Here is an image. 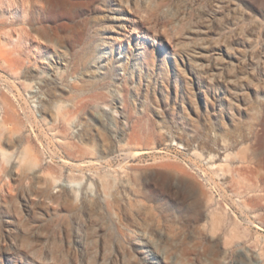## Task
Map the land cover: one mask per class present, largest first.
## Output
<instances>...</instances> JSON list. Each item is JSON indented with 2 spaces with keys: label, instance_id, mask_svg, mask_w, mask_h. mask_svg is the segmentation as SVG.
Instances as JSON below:
<instances>
[{
  "label": "rangeland",
  "instance_id": "1",
  "mask_svg": "<svg viewBox=\"0 0 264 264\" xmlns=\"http://www.w3.org/2000/svg\"><path fill=\"white\" fill-rule=\"evenodd\" d=\"M15 1L0 7V264H264V0Z\"/></svg>",
  "mask_w": 264,
  "mask_h": 264
},
{
  "label": "bare ground",
  "instance_id": "2",
  "mask_svg": "<svg viewBox=\"0 0 264 264\" xmlns=\"http://www.w3.org/2000/svg\"><path fill=\"white\" fill-rule=\"evenodd\" d=\"M48 2H49V6H46V10L47 11H50V12H53V14L55 13V11L57 12V8H59L58 9V12L59 13H61L59 10L61 9V8H63V6L67 3V1L68 0H47ZM23 2V1H22ZM25 2V1H24ZM23 2V3H24ZM3 3H7L10 7H12V6H14L15 4H16V1L15 0H0V7H5L4 5H3ZM151 3V2H150ZM152 6V5H151ZM160 6V5H159ZM158 5L157 6H154V10L155 11H152V13L154 12H161L162 11V9L159 7ZM10 9V8H9ZM83 11V10H82ZM64 13L63 14H66L67 12H65V11H63ZM59 13H55V14H57V15H60ZM153 13V14H154ZM65 16V15H64ZM66 17V16H65ZM73 17V16H72ZM62 18V17H61ZM69 18V17H68ZM43 19V16L41 15V13L40 12H38V10H37V5H33L32 6V8H31V10H30V12H28V15L26 16V19H25V23H28V24H30L31 25V28H29V27H27V24L26 25H23V26H21L20 27V29H18L20 32H21V35L23 36V37H25V38H27V39H29L30 37L32 38V35H33V31H34V28L36 27V23L38 22V21H40V20H42ZM71 19V18H70ZM98 19V18H97ZM57 20V19H56ZM55 20V21H56ZM71 20H73V19H71ZM74 21V20H73ZM86 21V20H85ZM22 22V21H21ZM61 22V21H60ZM78 22V21H77ZM53 25H55V24H53ZM17 29V28H16ZM37 29H38V27H37ZM91 29H92V27L91 26H89V25H86V26H84V27H82V28H78L77 30H76V40L77 41H80V42H82V40L87 36V35H89V33L91 32ZM43 30V29H42ZM40 31V30H39ZM45 31V30H44ZM110 37L111 38H116L114 35H110ZM60 38H61V36H60ZM59 38V39H60ZM22 40V39H21ZM72 40H74V38L72 39ZM76 41V42H77ZM74 42V41H73ZM21 44V43H20ZM74 44H75V42H74ZM73 45V44H72ZM74 46V45H73ZM77 48V47H76ZM10 52H12L11 50H10ZM20 52V51H19ZM23 53V52H22ZM9 55H10V53H9ZM57 55V54H56ZM8 56V55H7ZM60 57V56H59ZM24 59V58H23ZM62 59H64V57L62 58ZM86 59V58H85ZM85 59H84V57L83 58H81V61H82V63L83 64H85ZM20 59H16L15 58V60L11 57V55H10V57H8L7 59H6V63H7V68L10 70V71H12V72H15V71H18V70H21L23 67V65H25L26 64V62L23 64V62H22V60H20ZM79 64V63H78ZM81 64V63H80ZM6 65V64H5ZM113 69V68H112ZM111 69V70H112ZM26 72V71H25ZM20 73V72H19ZM23 74H24V72H23ZM95 76V75H94ZM94 76H93V79H90V84L91 85H93V86H96L97 85V83H98V80L99 79H94ZM26 77V76H25ZM61 77H64V76H61ZM60 77V78H61ZM66 77H67V75H66ZM65 79V78H64ZM86 80V79H85ZM46 82V81H45ZM87 84V83H86ZM86 84H84V85H86ZM88 85V84H87ZM85 87V86H84ZM87 87V86H86ZM92 87V86H91ZM91 87H89V88H91ZM79 89H80V87H78ZM77 88V89H78ZM77 91V90H76ZM80 91V90H79ZM57 92H55L54 94H56ZM79 93V92H78ZM73 94V93H72ZM96 94V93H95ZM76 95L77 96H79L77 93H76ZM96 97H98L97 95L94 97L95 99H96ZM100 97V96H99ZM98 97V98H99ZM73 98H75V96H73ZM89 98V97H88ZM94 99V100H95ZM106 99V98H105ZM80 100H81V98H80ZM95 102V101H94ZM4 103H6L5 105H6V107H5V116H6V119L7 120H5L6 121V123H7V121H9V122H14V118H15V108H14V106H13V103H12V100L9 98V96L7 95L6 97H5V102ZM73 103H75V102H73ZM89 103H91V100H85V101H83V102H81V104H79V103H75V107H74V105H71V106H73L74 107V109L73 108H71V107H68V109H69V111H74V112H77V111H82V110H84L86 107H87V105L89 104ZM68 105H70V104H68ZM90 105V104H89ZM88 105V106H89ZM98 105V104H97ZM97 105H96V107H97ZM66 106V105H65ZM95 106V105H94ZM17 110V109H16ZM87 110V109H86ZM64 111V110H63ZM68 111V112H69ZM106 111H107V113L106 114H109L110 116L111 115H115V116H118V114H116L115 112H113L112 110H111V108H106ZM98 112V111H97ZM58 113H60V112H58ZM65 113V112H64ZM67 113V112H66ZM83 113V112H82ZM95 113V112H94ZM103 113H105V112H103ZM111 113V114H110ZM72 114V113H71ZM75 114V113H74ZM106 114H104L105 116H106ZM61 115V114H60ZM101 116H103V115H101L100 113H97V114H95V117L98 119H101ZM64 117V116H63ZM98 119V120H99ZM103 120V119H102ZM103 122V121H102ZM59 125V124H58ZM60 126V125H59ZM61 127V126H60ZM65 130V129H64ZM63 133H64V131H63ZM76 144V143H75ZM78 145H80L79 143H77ZM82 146V145H81ZM83 147V146H82ZM80 149V148H79ZM232 172L233 173H236L238 176H240V177H243V178H245L246 180H251L254 176H256V174H258V168L256 167V166H246V165H242V166H239V167H236V168H233L232 169Z\"/></svg>",
  "mask_w": 264,
  "mask_h": 264
}]
</instances>
